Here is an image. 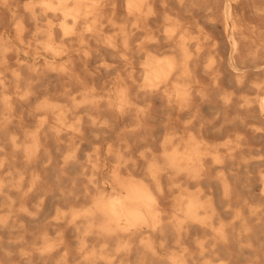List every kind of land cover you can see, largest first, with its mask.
<instances>
[{
    "label": "bare ground",
    "instance_id": "6f19581e",
    "mask_svg": "<svg viewBox=\"0 0 264 264\" xmlns=\"http://www.w3.org/2000/svg\"><path fill=\"white\" fill-rule=\"evenodd\" d=\"M0 264H264V0H0Z\"/></svg>",
    "mask_w": 264,
    "mask_h": 264
},
{
    "label": "rangeland",
    "instance_id": "374dc122",
    "mask_svg": "<svg viewBox=\"0 0 264 264\" xmlns=\"http://www.w3.org/2000/svg\"><path fill=\"white\" fill-rule=\"evenodd\" d=\"M256 191H257V193H261V188L259 185L256 186Z\"/></svg>",
    "mask_w": 264,
    "mask_h": 264
}]
</instances>
